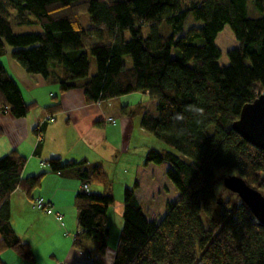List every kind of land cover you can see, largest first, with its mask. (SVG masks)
I'll use <instances>...</instances> for the list:
<instances>
[{"label": "trees", "instance_id": "obj_1", "mask_svg": "<svg viewBox=\"0 0 264 264\" xmlns=\"http://www.w3.org/2000/svg\"><path fill=\"white\" fill-rule=\"evenodd\" d=\"M256 5L261 8L258 0ZM84 13L90 28L81 24ZM189 14L201 25L180 34ZM14 26L39 31L18 34ZM225 26L239 45L226 52L228 64L219 65L216 39ZM8 49L26 74L57 84L59 93L79 88L89 104L147 92L155 102L153 111L140 112V129L157 144L146 150L143 165L167 164L165 176L178 195L165 204L161 219L149 221L136 199L137 182L122 189L112 264H264V227L237 196L224 188L215 192L214 186L235 174L264 195V149L231 129L242 106L264 91V15L249 17L247 0H0V113L18 119L35 103L24 101L2 65ZM52 99L45 108L50 114L61 109ZM157 141L172 151L159 149ZM25 164L14 150L0 157V264L7 250L34 261L10 224L16 189L53 216L35 203L41 198L54 210L51 202L33 196L44 173L21 178ZM85 164L48 162L50 172L77 171L82 186L74 200L78 231L72 246L89 257L82 264H101L108 248L107 211L114 204L112 180L99 164ZM92 184L104 192H90Z\"/></svg>", "mask_w": 264, "mask_h": 264}, {"label": "crops", "instance_id": "obj_2", "mask_svg": "<svg viewBox=\"0 0 264 264\" xmlns=\"http://www.w3.org/2000/svg\"><path fill=\"white\" fill-rule=\"evenodd\" d=\"M9 52L10 49L1 58V63L19 87L24 101L27 104L33 102L35 106L25 117L18 119L9 112L0 113V157L12 150L23 155L26 164L21 178L44 173L41 185L33 196L48 199L54 210L63 215V224L53 216L43 214L31 204V199L23 191L16 189L9 200L10 224L17 236L29 244L34 261L27 263L11 250L3 252L1 260L5 264H82L89 257L72 246L73 234L78 231L74 200L82 182L74 168L50 172L48 162L58 158L63 164L82 161H86L85 166L99 164L108 176L111 174L109 169H113L112 175L119 183L121 193L117 190L118 194L113 195L115 202L112 206L118 204L112 213L120 219L123 210L122 189L132 186L134 182L138 184L135 194L139 203L143 198L154 204L161 195L155 176L161 177L165 172L163 167L143 165L146 150L157 144L140 129L139 122L140 112L153 111L155 102L147 92L89 104L79 88L59 93L57 84L47 82L41 75L26 74L11 60ZM137 94H141L142 98H132ZM54 96L61 109L50 114L45 108L55 102L52 99ZM46 117H52L54 121L49 123ZM109 118H113L115 125L107 121ZM88 188L90 190L91 185ZM96 188L93 193L104 192L102 185L98 184ZM146 193L148 196L145 197ZM153 219L150 217L149 221ZM108 234L105 254L110 252L111 256L116 247L112 245L110 228ZM90 244L86 240V246ZM102 258L101 264H111L114 256L109 261Z\"/></svg>", "mask_w": 264, "mask_h": 264}, {"label": "rangeland", "instance_id": "obj_3", "mask_svg": "<svg viewBox=\"0 0 264 264\" xmlns=\"http://www.w3.org/2000/svg\"><path fill=\"white\" fill-rule=\"evenodd\" d=\"M119 1H121V0H119ZM258 1L260 2V5H261L260 9L256 5V0H247V14L249 17L255 18V17H261L262 15H264V0H258ZM80 19H81V24L84 28L92 27V24L89 22L88 15L86 13L81 14ZM184 24H185L184 28L180 34H184L185 32L188 31V29L198 27V25H201L199 21L197 22L193 19L191 14L188 15ZM36 31H39L38 26L36 28L27 27V26H25L24 28L23 27L21 28V27H15L14 26V28H13V32H16L18 34L25 33V32H36ZM147 32H148V28L144 27L143 34L145 35ZM125 38L129 39L128 33L125 34ZM216 44L219 46L220 51L222 52V57L218 62L219 65L228 64V57L226 55V52L228 50H232V48H235L239 45L237 43L236 39L234 38V34L232 33V31L230 30V28L228 26H225L224 29L219 33V35L216 39ZM88 59H89V62H91L90 72H91V74L95 73V62L93 61V58L91 56H89ZM126 60H127V66H130L131 61L129 59H126ZM132 96H133L132 98H138L137 100L142 98L141 94L132 95ZM157 142L159 143V145H161V147L159 149L167 148V150L172 151V150H170V148L168 146L164 145L162 142L161 143L159 141H157ZM158 167H163L164 168L163 171L165 172V170L169 166L167 164H163L162 166H158ZM107 169H109V168H107ZM110 171H111V174L108 177L110 178V180H112L111 186H112L113 195H117L118 194L117 190H120V188L118 187L119 183L117 182L115 176L112 175L113 169H111V170L109 169V172ZM145 178H146V180H149V178H147V177H145ZM155 178H156L155 183L159 185V187L157 185V187H158L157 189H158V191H161L160 192L161 195L159 197V200H156V202L154 204L152 202L149 203L148 201L143 200V198H141L140 201H141V207L143 208L144 211L147 212L148 218L151 217V218H154V220H159L163 217V215L166 211L165 210V204L167 202H173L175 200V198L177 197L178 192L176 191V189L174 188V186L172 185L170 180L165 175L162 174L161 177L159 175H156ZM222 179L220 180L219 183L214 185L215 186V192H217L221 188H224L222 186ZM97 185L92 184L90 192L96 191ZM100 190H101V188H100ZM120 193H121V190H120ZM146 196H148L147 193H146L145 197ZM117 204H118V202L115 203L114 207L112 206L109 208L108 223H107L108 227L110 228V234L112 237V245L114 247H116V244H117L118 239H119V231L122 227L121 219L118 216H115L114 213H112L113 208L115 209ZM149 209H151V210H149ZM109 253L110 252H107V254H105L102 259L105 261L111 260L113 257V254H111V256H110Z\"/></svg>", "mask_w": 264, "mask_h": 264}, {"label": "water", "instance_id": "obj_4", "mask_svg": "<svg viewBox=\"0 0 264 264\" xmlns=\"http://www.w3.org/2000/svg\"><path fill=\"white\" fill-rule=\"evenodd\" d=\"M231 129L256 149H264V91L242 106ZM222 186L247 206L259 226L264 227V195L235 174L222 179Z\"/></svg>", "mask_w": 264, "mask_h": 264}, {"label": "built area", "instance_id": "obj_5", "mask_svg": "<svg viewBox=\"0 0 264 264\" xmlns=\"http://www.w3.org/2000/svg\"><path fill=\"white\" fill-rule=\"evenodd\" d=\"M108 120L113 122V119L112 118H109ZM46 121L49 122V123H51V122L54 121V118H52V117H46ZM35 203L39 207H42V206L45 205L46 206V209H45L46 213L49 214V215H53L54 218H56L61 223V225L63 224L62 223V221H63V215L59 214L56 211L54 212L53 208L51 207V205L48 202H46L45 200L39 198V199H37L35 201Z\"/></svg>", "mask_w": 264, "mask_h": 264}, {"label": "clouds", "instance_id": "obj_6", "mask_svg": "<svg viewBox=\"0 0 264 264\" xmlns=\"http://www.w3.org/2000/svg\"><path fill=\"white\" fill-rule=\"evenodd\" d=\"M195 111H197L199 113H202L203 112V109H195Z\"/></svg>", "mask_w": 264, "mask_h": 264}]
</instances>
